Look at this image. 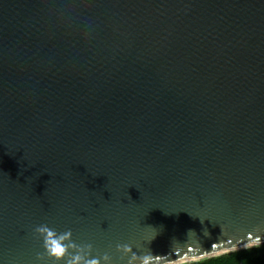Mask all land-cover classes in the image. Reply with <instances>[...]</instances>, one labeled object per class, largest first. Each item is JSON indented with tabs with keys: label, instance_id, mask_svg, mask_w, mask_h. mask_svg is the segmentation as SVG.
<instances>
[{
	"label": "water",
	"instance_id": "obj_1",
	"mask_svg": "<svg viewBox=\"0 0 264 264\" xmlns=\"http://www.w3.org/2000/svg\"><path fill=\"white\" fill-rule=\"evenodd\" d=\"M43 224L112 264L264 241V0H0V264Z\"/></svg>",
	"mask_w": 264,
	"mask_h": 264
},
{
	"label": "clouds",
	"instance_id": "obj_2",
	"mask_svg": "<svg viewBox=\"0 0 264 264\" xmlns=\"http://www.w3.org/2000/svg\"><path fill=\"white\" fill-rule=\"evenodd\" d=\"M35 233L43 239L45 249L43 253L37 254L36 259L40 264H48V261H55L56 264H61V262L63 264H112V257L107 253L102 257H92V244L79 245L75 243L70 229L58 233L47 224H43L35 228ZM251 235L252 233L249 234L248 241L251 240ZM259 239L260 236H257V241ZM116 247L119 252L123 253L122 261L127 257V264H184L188 259L194 258L197 253H207V251L202 250V245L198 239H196L195 244H188L187 250L182 246H177L167 255H156L150 250L140 255L128 244H118ZM173 255L176 257L175 259H172Z\"/></svg>",
	"mask_w": 264,
	"mask_h": 264
},
{
	"label": "trees",
	"instance_id": "obj_3",
	"mask_svg": "<svg viewBox=\"0 0 264 264\" xmlns=\"http://www.w3.org/2000/svg\"><path fill=\"white\" fill-rule=\"evenodd\" d=\"M184 264H264V243Z\"/></svg>",
	"mask_w": 264,
	"mask_h": 264
},
{
	"label": "bare ground",
	"instance_id": "obj_4",
	"mask_svg": "<svg viewBox=\"0 0 264 264\" xmlns=\"http://www.w3.org/2000/svg\"><path fill=\"white\" fill-rule=\"evenodd\" d=\"M263 243H264V241H257V242H253V243H251L250 245H247V246H239V247H236V248H234L232 250H235V249H244V248H248V247L260 245V244H263ZM216 254L217 253H212V254H207V255H204V256H198V257H195V258L188 259L187 261H191V260H201V259H205L208 256H212V255H216ZM187 261H185V262H187Z\"/></svg>",
	"mask_w": 264,
	"mask_h": 264
}]
</instances>
